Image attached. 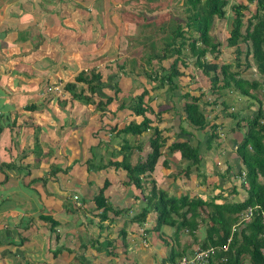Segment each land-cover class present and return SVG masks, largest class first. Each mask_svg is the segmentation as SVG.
Instances as JSON below:
<instances>
[{"label": "crops", "instance_id": "0c3cea01", "mask_svg": "<svg viewBox=\"0 0 264 264\" xmlns=\"http://www.w3.org/2000/svg\"><path fill=\"white\" fill-rule=\"evenodd\" d=\"M163 1L161 0L158 3L156 0L147 2L145 0H0V264H23V261H26L25 264H27L28 259L31 261L28 256L29 251L31 256L35 257L37 255L35 251L29 248H25L28 252L25 250L19 251V249L16 253L12 251V247H21L23 242L27 240L26 235L30 233L29 228H33L31 233L40 230L43 235L40 238L37 237L39 241L41 240L40 243L45 245L41 250H36L41 252V256L47 255L49 257V253L52 256V252L58 250L57 245L62 240L64 242L66 240V248L69 249L68 237L60 239L58 234L59 223L60 221L64 223L65 217L55 216L54 218L53 216L56 213L58 215L55 209L45 208L46 210L42 211L33 208L29 203L25 205L23 210H17V207H21L17 203L22 202L24 204L26 201L31 200L28 197L23 200L20 195H17L20 191L17 190V186L20 183L23 188H26V185L22 184L20 173L24 170L25 174L23 176H27L32 172L38 173L37 171H39L41 175L36 176L41 177L52 172L50 165L53 161L60 164L56 166L53 172L57 173L59 170L66 169L69 159L64 155L63 139L65 132L71 129V126H68L64 132L65 124L60 117V113L63 115V111L58 109V98L55 100L51 98L57 94L54 89L60 87L55 86V84L68 75H76L81 71L87 72L94 69V71L101 74L100 82L107 86L103 88L102 85L103 89L99 88L100 91L104 92L111 88L108 86L111 83L108 80L109 75H113L111 76L112 79L118 78L121 80L122 72H124L123 65L128 62L130 55H132L131 58L136 57L138 50V47H135V43L132 41L133 39L128 38L127 31L123 30L124 23H121L119 19V17H122L123 9L133 7L135 11H138L140 8L143 9V4L149 5L151 10H148L147 16L155 19L152 20L153 25H158L159 16L167 12L168 8H160ZM158 14L159 16L156 18L155 16ZM170 20L175 21L176 16L172 17L169 14L168 21ZM169 24L170 22L165 25L169 26ZM107 26L109 27L107 28ZM91 34L93 35L91 36ZM124 40L126 41L124 42ZM136 42L141 43V40L138 39ZM82 47L90 48L89 51H81L84 49ZM116 52L118 53L114 57L113 53ZM171 59H169V62ZM152 63H155V59ZM87 66H89L88 69ZM111 68H114L115 72ZM116 70L119 72L116 73ZM178 71L181 74L177 80L178 90L172 89L164 92L166 100L173 99L175 104L172 114L166 112L162 107L152 114L145 113V117L150 121V127L157 128L162 132V137L167 139L164 140L165 142L160 148L161 155L155 163L152 171L153 175L150 174V177H153L161 166L164 167L162 172L168 177L171 169L176 164V173L171 178L175 179L177 175L178 177L182 176L180 175L182 169L179 166L184 167L186 171L188 162L182 160L177 151L168 152L167 147L172 142L185 141L191 148L197 150L203 168L202 171L208 175L201 181L193 178L194 185L191 190H195L201 195L194 197L208 200L216 192L222 190V185L233 183L236 190L234 193L236 200L233 197L234 199L231 201H240L245 197L246 189L242 187L241 182L238 185L236 184L238 177L235 176V169L238 170L240 167V160L236 155L234 144L241 140L242 133L239 129H235L233 132L230 130L236 120L253 115L256 111V102L253 104L248 100L243 101L234 93L227 94L223 92L222 101L226 106L225 110H220V105L207 110V107L203 106L204 115L216 127L214 132L216 134L215 142L206 151L208 131L198 132L188 124L184 119V115L179 114L183 103L188 100V97L182 99L181 95L187 93L190 96H196L197 91L194 85L191 89L192 84H190L187 71L183 67H179ZM244 78L247 80L253 79L247 76ZM256 79L259 80V76L254 78V80ZM110 85L113 86L112 83ZM164 87L154 88L160 90ZM259 91L264 95L261 89ZM254 95L256 96L255 93ZM115 96V100L102 109H97V112L95 111V105L90 106V113L83 116L86 121L89 119V125L94 127L93 141L90 143L88 158L87 156L81 158L76 156L73 160L80 159L87 166L86 169L91 172L97 170L92 167L93 164L90 162L94 159V153L99 157L102 164L107 161L114 162L123 159L134 166L143 162L150 151L148 143L150 130L136 136L120 133V130L129 123L131 111L125 109L123 104L119 107L121 101L117 104L120 96L119 89ZM146 96L143 100L144 104L148 105L149 99ZM232 96H236V98ZM207 97V95L202 96L200 102H205ZM179 100H183V102L178 103ZM3 113H7V115L4 117ZM230 114L233 116H229ZM135 119L134 123H139L142 118L137 116ZM83 123L82 121L81 124ZM50 135L55 136L56 140H53ZM99 135L104 136L102 138ZM113 136H118L119 140L112 144L108 140L112 139ZM102 164L101 166H107ZM114 170L117 171L118 169ZM122 172L125 174L121 170L119 175H122ZM113 174H116V172H113ZM38 179L35 182L38 183L41 180V183H38L40 186H48L55 181ZM64 179L65 176L62 175L57 181H63ZM122 179H125L124 175L121 179H116L114 184L109 182L104 190L106 202L115 209H123L122 206L126 205V208H131L129 213L135 212V210L138 212L137 209L141 208L144 202L141 196L132 193V186L122 183ZM153 180L157 181L154 178ZM65 182H68V180L66 179ZM203 183L212 184L214 193L212 194L211 189L204 187ZM72 186V196L76 195L79 200L77 209L81 208V198L79 197L81 188L84 187L85 193L89 191L92 199L100 187L91 186V183L89 181L84 182L83 178L75 179ZM156 188L160 189L158 184H156ZM166 189H171V187ZM191 190H182L181 194L186 192L191 195L189 194ZM3 192L7 193L5 200H1ZM50 192V194H53L52 190ZM59 198H61V203L66 205L64 210L67 209L71 213L69 218H71L72 212L79 214L78 210L72 209L73 206H76L75 201H72V199L64 200L63 196H59ZM5 201L6 204H10V207L2 211L1 205ZM130 201H133L134 204H130ZM98 213L93 209L88 224L92 226L94 223L100 224L98 220L95 221ZM40 215H50L52 219L56 220L57 226L53 233L49 232V227H45L46 222L38 220ZM77 216L81 221L80 223H82V216L76 215L75 217ZM130 217L131 215L128 216V218ZM18 218H23V222H17ZM24 219L27 221H24ZM32 219L38 220L40 228L35 222L32 224ZM74 223L72 224L74 225ZM73 225H70L71 228H67V232L73 229ZM78 225L81 226V224ZM35 235L38 236L37 234L32 236L35 238ZM25 236L26 238H24ZM125 238L127 242V236ZM134 240V238L130 239L133 243ZM115 245L117 246L116 242ZM60 248L62 249V247ZM139 249L144 250L141 245ZM117 250L122 251V249ZM124 251L127 252L125 249ZM94 253L100 254L96 251ZM18 259L22 262H18ZM64 261L69 263L71 260L66 258ZM88 263L93 264L94 262Z\"/></svg>", "mask_w": 264, "mask_h": 264}, {"label": "trees", "instance_id": "16d2710c", "mask_svg": "<svg viewBox=\"0 0 264 264\" xmlns=\"http://www.w3.org/2000/svg\"><path fill=\"white\" fill-rule=\"evenodd\" d=\"M184 2L187 4V15H185L184 21L175 20V29L170 34L171 39H182V41L180 40L177 46L171 42L164 48L165 54L163 52L160 56H154V58H160V61L165 56L172 58L167 73L162 74V71L164 72L166 69L160 68L159 88L166 84L169 86L168 90L177 89L176 83L172 79L181 76L176 67L180 56L179 48L187 45L189 54L193 58L194 67L205 78L210 96L202 103L200 99L205 95V91L198 89L196 96L184 93L181 95L182 99L188 97V100L183 103L181 111L184 114V119L195 130L208 131L206 136L208 149L211 140L216 137L214 134L216 127L204 115L203 106L213 108L220 105V110H225L226 106L222 101V93H226L225 91L237 92L240 96L256 102V111L253 115L236 120L230 130L233 132V130L239 129L242 133L241 140L234 144L236 155L240 160V167L235 176L242 178L241 185L242 183L247 184L246 195L240 201L229 202L226 198L227 195L219 192L206 201L187 195L167 197L165 191L156 188L150 174L161 155L160 148L165 141L160 136L161 131L150 127V121L145 117V113L150 111L148 105L142 103L144 96L153 88L141 91L137 95V104L131 107V113L134 116H141V121L139 123L129 122L120 130L122 134L128 133L133 136L150 130L148 157L134 166L123 159L121 162L110 161L108 166L123 170L125 172L123 183L133 186L144 202L137 214L128 218L127 222L141 226L145 223L148 213L153 211L155 215L152 225L143 231L144 234L152 231L158 233L162 226L172 229L170 241L172 244L168 253L161 259L163 264H175L180 259L192 255L193 252L188 246L180 245L179 236L185 231L196 242L195 232L199 222H206L207 226L203 239L197 241L198 249L204 250L209 247L215 249L214 253L206 259L205 264H242L243 257L247 258L248 264H264V106L261 99H256L252 93L264 85V0H237L236 3H232L229 8L231 13L230 28L223 44L214 42L209 30L213 18L223 19L225 17L227 0H185ZM184 34L188 37H185ZM222 47L231 50L233 58L231 62H222L218 65L216 60ZM241 54H243L244 69L253 68L259 76V80H247L240 75L238 70L241 67ZM207 55L212 58L211 61L208 60ZM249 59L252 64L248 63ZM181 62L180 65L183 67L185 63ZM156 76L158 75L156 74ZM100 78L101 74L94 69L87 72L81 71L71 81L65 83L62 89L69 93L72 99L77 96L86 102H89L88 99L90 96L93 97V94L95 97L100 96V100L90 101L92 105L95 104V108L100 110L112 102L118 92L117 89V92L114 90V96L103 97L98 90L103 85L100 84ZM77 84L84 85L91 95L83 94L82 91L75 93L74 88ZM103 86L105 87V85ZM167 150L168 152L177 151L182 160L189 161L194 166L200 162L197 150L191 148L185 141L172 142L168 145ZM187 171L188 169L185 173ZM143 181L149 183V189ZM108 185L109 181L105 180L92 198L94 210L99 212L97 214L99 223L107 221L109 212H112L115 217L123 212L124 214L129 212L128 208L118 210L106 202L104 190ZM235 192L236 190L232 187L230 193L234 194ZM218 200L222 202L216 203ZM198 209L205 213V219L201 217ZM248 209H251L250 219L242 220L244 212ZM38 218L49 224V232H54L57 226L56 220L52 219L50 215H40ZM238 224H241L240 227L234 229ZM125 234L123 228H120L116 234L120 238L122 255L126 254L124 251L126 247ZM157 236L159 237V235ZM228 238L230 240L227 249L219 250L220 245L224 244ZM94 249L100 252L98 247ZM104 250L107 258H115L114 251L117 250V246L114 241L106 240ZM58 252L59 250H54L52 256H56Z\"/></svg>", "mask_w": 264, "mask_h": 264}, {"label": "rangeland", "instance_id": "374dc122", "mask_svg": "<svg viewBox=\"0 0 264 264\" xmlns=\"http://www.w3.org/2000/svg\"><path fill=\"white\" fill-rule=\"evenodd\" d=\"M145 1L147 2L149 0H145ZM156 1L160 3L161 0H156ZM184 1L185 0H164L163 3L160 4V8L161 9L165 7L166 8L168 7V8H167V12H165L164 14H161L160 16L158 14L155 16L156 18L159 16L158 25H153L154 23L152 22V20H155V19L147 16V13H149L148 10H151L149 8V5L147 6L143 4L142 6L143 9L140 8L138 11H135L133 7H128L127 9H123L122 17H119V19L121 23H124L123 30H125V32L127 31L126 32L127 37L130 39H133L132 41L133 43H135L134 44L135 47H138V50L136 52L137 56L134 58H131L132 55H130L128 57L129 58L128 62L123 65L124 72L121 71L123 73L121 80L118 78L112 79L111 76L113 75H109L108 80L113 84V86H111L110 85L111 83H110L108 86H110L111 88L107 89V91H104V92H101L100 89H98L99 92H101V94L103 95V97L114 96V90L115 92H117L118 91L117 89H119L120 96L118 97L119 101L117 102V104L120 103L121 101L125 109L131 110V107L137 104V95L140 94V92L145 89L153 88L152 90L148 91V94L146 96V98L149 99V104H148V110L150 111L149 113L152 114L154 111L158 110V108L162 107L165 109L166 112L172 114V112L174 111L173 108L175 106V104L173 103V99L166 100V97L164 95V92L168 91L167 87L169 86H167L166 84H163V86H165L163 89L158 90L154 88V87H159V84H160V68L166 69V71L164 72L162 71V74L167 73L170 57L165 56V58L160 61V58L158 57L154 58V56H160L163 54V52L165 54L166 50L164 48L171 42H174V44H176L177 46V43L180 40L182 41V39H178V40L171 39L170 34L175 29V21L173 20L168 21V16L169 14L172 17L175 15L176 19H180L181 21H184L185 15H187L186 13L187 4ZM236 2L237 0H227V5L225 7V17L223 19H218L216 17L213 18L211 26H210L209 34L213 38L214 42H219L223 44L224 39L227 37L228 30L230 28V22H231V13H230L229 8L232 5V3H236ZM169 22H170L169 26H166L165 24ZM108 27L109 26H107V28ZM102 34L104 35L103 32ZM92 35L93 34H91V36ZM191 35L193 36L194 34H191ZM184 36L188 37V35L186 34H184ZM138 39L141 40V43L136 42V40ZM125 41L126 40H124V42ZM89 48L90 47L84 48L81 51L83 50L89 51ZM179 49H180L179 50L180 56H179V62H177L176 64L177 69L179 67H182L180 64L182 63L181 61H183L185 63V65L183 66V69L187 71L186 73L189 76L190 84H192L191 89L193 88V85H194V87H196L195 90L197 92H198V89H201L203 92L205 91L204 92L205 95L210 96V92L208 91V88L206 87L207 84H206L205 78L202 77L199 70H197L194 67L193 58H191L189 54L187 45L182 46ZM117 53L118 52L113 53L114 57L116 56ZM151 57L153 58L149 59ZM207 58L210 61L212 59L208 55H207ZM232 58H233V55H232L231 50H228L222 47L220 55L216 60V64L220 65V63L222 62H231ZM154 59H155V63L153 64L152 61ZM243 61H244L243 54H241L240 55L241 67L238 70L240 75H242L243 77L247 76L253 79L258 77L256 71L253 68L244 69ZM249 62L250 64H252L250 59L248 63ZM88 67L89 66H87V69ZM111 70L115 72L114 68H111ZM117 72L119 71L116 70V73ZM156 74L158 76H156ZM74 76L75 74L70 75V76L68 75L65 79L57 81L55 86H60V87L58 89L57 88L54 89V91L57 92V94L51 97L52 100H55L58 98V103H57L59 105L58 109L63 111V115L62 113H60V117L65 124L64 132L67 130L68 126H71V129L65 132L64 139H63V146H64L63 150L65 153L64 155L66 156L67 159H69L68 166L66 167V169L59 170L56 173L53 171L56 169V166L60 164L55 161H53L52 163L49 160L51 162L50 167H51L52 172L48 174H44L41 177L36 176L40 174L39 171H37L38 173L32 172L30 175L23 176V174L25 173H24V170H22L20 173L21 174L20 178H22V182H23L22 184H25L26 188H23L21 183L17 186V190L18 189L20 190L17 193V195H20L23 198V200L26 199L27 197L31 199L30 201H26L24 204L22 202L17 203L21 206V207H17L18 211L23 210L25 205L30 203L29 205L33 206V208L38 209V210L40 209L42 211L46 210L45 208L55 209L56 212H58V215L56 213L53 216L54 218L55 216L62 217V218L65 217V220H64L65 222L62 223V221H60L59 223L58 234H59L60 239H63L64 237H68L67 242H68V246L70 250L66 248V243H65L66 240L65 242L64 240H62L57 245L59 252L56 254V256L52 257L50 253L48 254L49 257H47V255L44 257L41 256V252L36 251V250H41V248L45 247V245L40 243L41 240L40 241L38 240V238L42 237L43 235L41 234L40 230H37L38 232L34 231L31 233V230L33 228L32 229L29 228L30 230L28 231H30V233L26 235L27 240L23 242V245L21 247H16V246L12 247V251L13 253H16L18 249L19 251H24L25 248H29L30 250L35 251L37 255L39 254L38 256L35 255L34 257L30 255L31 252L29 251L28 256L32 262L28 259L29 262L27 264H31L33 262L35 264H89L88 262H94L93 264H163L161 262V259L168 253L169 247L172 244L170 242L172 239L171 238L172 229L167 226H162L160 229V232L158 233L152 231L147 234H144L143 231L147 228L149 229V227H151L152 225L153 217L155 215L153 211H150L148 213L145 223L142 224L141 226H138L134 223L132 224V223L127 222L129 215L132 216L134 214H137L136 210L135 212H131V213L128 212L126 214H124L123 212L121 215L117 217L113 216L112 212H109L107 213V217H108L107 221L101 222L100 224L94 223L92 226L91 224H88V223H89V220L91 219V212L94 209V205L89 195V191L85 193L86 191H84V187L81 188L80 189L81 191L79 192L80 194L79 197L81 198L80 199L81 208H78V209L76 208L79 206H75V207L73 206L72 208V209L78 210L79 214L72 212V216L71 218H69V214L71 213H69V210L67 209L64 210L66 205L61 203L60 201L61 198H59V196H63L64 200L72 199L71 191H73L72 185L75 183V179L83 178L84 182L89 181L91 183V186H101L105 180L114 184L116 179H121L122 175L125 176L123 172H122L123 173L122 175L121 174L119 175V172L121 171V169L120 170L118 169L116 171L113 169L112 166L108 167V163H109L108 161L105 164L100 163L99 157L95 155V153H94V159L90 161L91 164H93L92 167L97 169L94 172L87 170L86 169L87 166L84 163H82L80 159L73 160V158L76 156L79 158L83 156L84 157L87 156V158L89 157L90 143H92L93 141L92 133L94 131V127L93 125L92 126L89 125L88 121L90 122V120L88 119L86 121V119H84L83 116H87L90 113V110H91L90 106H92L90 101L92 100L98 101L101 98L100 96H98L99 98L97 96L95 97L94 94H93V97H91L90 96L91 94L87 91L84 85L77 84L74 88V92L78 93L79 91L80 92L82 91L83 94L90 96L88 99L89 102L83 101L77 96L76 98L72 99L70 94L65 92L62 89V86L68 81H71ZM177 80L178 78L172 79V81L176 83V86H177ZM100 84H102V82H100ZM102 87L104 88V86ZM102 87H101V90L103 89ZM261 91L264 93V85L261 87ZM225 92L227 94L230 93L229 91H225ZM253 93L256 94L255 96L256 99L261 98L262 105L264 106V95L259 90H256ZM234 94L238 96L239 99H242L243 101L248 100L249 102H253V104H255L254 101H252L249 98H244L240 96L239 94H237V92H235ZM236 96H232V97L236 98ZM182 102L183 100H179L178 103H182ZM142 103H145L144 100H142ZM54 104L56 103L54 102ZM206 107H207L206 110L210 108L209 106H206ZM252 108L254 109V107ZM95 109H96L95 111L97 112V108ZM179 114L182 116L184 115L181 110H179ZM6 115L7 113H3L4 117ZM136 117L137 116H134L133 113H130L129 122L133 123L136 120L135 119ZM82 121L84 122L83 124H81ZM70 123L71 125H69ZM99 136L103 138L104 135H99ZM160 136L162 138V132ZM50 137L53 140H56L55 136L50 135ZM170 137H172V135H170ZM118 140H119L118 136H113L112 139H109L108 141L113 144V143L118 142ZM164 140H167V139H164ZM214 142H215V139H212L210 147H212L211 145H213ZM205 150L207 151L208 148L205 147ZM119 161L121 162V159ZM187 162H188V167H189L187 168L188 169L187 174L185 173L186 172L185 168L182 166H179V168L182 169V173L180 174L182 176L178 177L177 175L176 176L177 178L172 179L171 177L175 175L176 173V169H177V166H176L177 164H176L171 169L170 175L168 177L165 176L164 172H162L164 167L161 166V168H159V171L156 172L155 175L150 178L152 180L153 178L157 180L156 181L157 183L155 182V180L153 181L159 185V188L161 190L165 191L167 197H179L181 195H187L189 197L194 198V196L196 195L201 196L199 192L195 190H191V187L194 185L193 178L196 179L197 181H201L205 179L208 175L202 171L203 168L200 163L201 161L199 162L198 165H195V166L192 165L191 162L189 161ZM101 164L107 165V166L100 167ZM112 171L116 172V174H113ZM235 171L237 170L235 169ZM62 175L65 176V179L63 181H57V179ZM151 175H153V173H151ZM37 178L42 179V181H48V180L49 181L55 180V181L52 184H49L48 186L46 185L40 186L38 183H41V180L38 179L39 182L38 183L35 182ZM66 179L68 180V182H65ZM241 181H242V178L236 179V184L238 185V183ZM143 182L145 183V181ZM203 184H204V187L211 189L212 194L214 193L213 192L214 186H212V184H209V185L208 183H203ZM242 184H243L244 189H247V184L246 183H242ZM144 185L147 186V189H149L148 187L149 183H145ZM233 185H234L233 183H230V185L224 184L221 187L222 190L219 191L220 193L223 191L224 194L227 195L226 198H227V201L229 202L235 198L234 194L230 193ZM164 187L165 188L171 187L172 190L171 189L165 190ZM185 189H189V191L191 190L190 193L188 192L191 195H188L186 192H183V194H181V191ZM50 190L53 191V194H50L51 193ZM131 191L132 193L139 195L133 186H132ZM93 192L95 193V191ZM6 197H7V193L3 192L1 194V200H5ZM78 201L79 200H77V202ZM221 202H222L221 200L216 201V203H221ZM68 203L70 204V202ZM130 204H134V202L130 201ZM61 206L63 207L60 208ZM9 207H10V204H6V201H5L1 205V210L2 211L6 210ZM126 207H127L126 205L122 206L123 209H126ZM67 208L69 209V206ZM128 209L131 210L130 207ZM137 210H139V208ZM198 211L200 212L201 217L205 219V213L201 209H198ZM76 215L82 216L83 218L82 223H80L81 221L78 216L75 217ZM248 219H250V217L243 218L242 216V220L247 221ZM38 220L40 219L38 218ZM38 220L32 219L31 222L32 224H34L35 222V224L40 228V226L38 225ZM97 220L99 222L98 217H96L95 221L97 222ZM16 221L23 222V218H18ZM24 221H27V220L24 219ZM197 221L199 220L197 219ZM73 222H75L74 225L72 224ZM78 224H81V226H79ZM70 225H73V229H70L69 232H67L68 231L67 228L70 227ZM240 225L241 224H238V226H235L234 229L239 228ZM63 226H66V227L64 228ZM206 226H207L206 222L204 223L199 222L198 229L195 232L196 242H194L193 238L188 236L185 231L181 233L179 236L180 245L183 244L186 247L188 246L192 252L197 251V248H198L197 241H200L201 239H203L205 235ZM45 227H49V224L47 223ZM121 227H123L124 232L126 233L125 237L127 236V242H126L127 246L125 247V250H127V252L125 255H122L121 251L117 250V251H114L116 255L115 258L113 259L106 258L104 254L106 240H108L109 242H113V241L116 242L117 247H118L117 249H122L119 243L120 238L117 237L116 235L117 231ZM33 233L37 234L38 236L35 235L36 237L34 238V236H32L34 235ZM157 235H159V237ZM22 236L23 234L21 235V237ZM26 236L24 238H26ZM131 238L135 239L134 243L133 241H130ZM125 241H126V238H125ZM136 242L138 244H135ZM164 242L166 243V245ZM80 245L82 246L79 247ZM140 245L143 246L144 250L139 249ZM60 247H62V249ZM97 247H98V251H100L98 252V254L100 253L99 255L94 253V251H96L94 248H97ZM82 249H85V250H82ZM32 254H34V252H32ZM66 258L71 261L69 263L68 262L65 263L66 261H64V259ZM79 260L81 263L79 262ZM18 262H22V260L18 259ZM25 262L23 261L22 263L25 264ZM242 264H248L246 257L242 258Z\"/></svg>", "mask_w": 264, "mask_h": 264}, {"label": "built area", "instance_id": "2783aa9c", "mask_svg": "<svg viewBox=\"0 0 264 264\" xmlns=\"http://www.w3.org/2000/svg\"><path fill=\"white\" fill-rule=\"evenodd\" d=\"M72 200L75 201L76 206H79L77 202L78 200L77 196L73 195ZM249 217H251V209L246 210L243 214V218H249ZM229 240L230 239L228 238L224 244L220 245L219 250L225 251L227 249V244ZM214 250L215 249L213 247H209L204 250H199L197 248V251L193 252L191 256H189L188 258H182L179 261H177L175 264H205L206 259L212 253H214Z\"/></svg>", "mask_w": 264, "mask_h": 264}, {"label": "clouds", "instance_id": "9594fccd", "mask_svg": "<svg viewBox=\"0 0 264 264\" xmlns=\"http://www.w3.org/2000/svg\"><path fill=\"white\" fill-rule=\"evenodd\" d=\"M79 204V203H78Z\"/></svg>", "mask_w": 264, "mask_h": 264}]
</instances>
